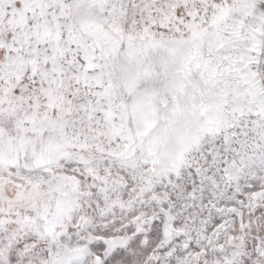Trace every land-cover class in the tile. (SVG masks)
Returning a JSON list of instances; mask_svg holds the SVG:
<instances>
[{
    "label": "snow or ice",
    "instance_id": "obj_1",
    "mask_svg": "<svg viewBox=\"0 0 264 264\" xmlns=\"http://www.w3.org/2000/svg\"><path fill=\"white\" fill-rule=\"evenodd\" d=\"M0 264H264V0H0Z\"/></svg>",
    "mask_w": 264,
    "mask_h": 264
}]
</instances>
